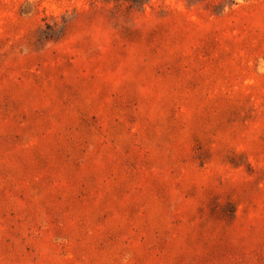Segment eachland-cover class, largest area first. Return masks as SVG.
<instances>
[{
  "label": "rangeland",
  "instance_id": "374dc122",
  "mask_svg": "<svg viewBox=\"0 0 264 264\" xmlns=\"http://www.w3.org/2000/svg\"><path fill=\"white\" fill-rule=\"evenodd\" d=\"M0 264H264V0H0Z\"/></svg>",
  "mask_w": 264,
  "mask_h": 264
},
{
  "label": "trees",
  "instance_id": "16d2710c",
  "mask_svg": "<svg viewBox=\"0 0 264 264\" xmlns=\"http://www.w3.org/2000/svg\"><path fill=\"white\" fill-rule=\"evenodd\" d=\"M130 2L132 5L140 6L141 4L145 3L147 0H127ZM46 29H50L48 25L45 27Z\"/></svg>",
  "mask_w": 264,
  "mask_h": 264
}]
</instances>
